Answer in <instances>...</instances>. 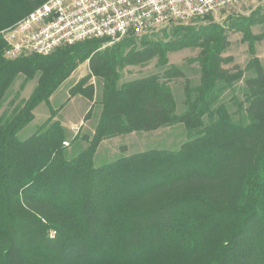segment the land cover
Segmentation results:
<instances>
[{
    "label": "trees",
    "instance_id": "16d2710c",
    "mask_svg": "<svg viewBox=\"0 0 264 264\" xmlns=\"http://www.w3.org/2000/svg\"><path fill=\"white\" fill-rule=\"evenodd\" d=\"M48 0H0V33ZM208 19V18H206ZM264 19L231 25L254 44L251 28ZM164 40L129 37L102 50L93 40L54 54L7 60L0 35V111L18 77L38 78L32 97L0 116V264H264V68L254 57L232 72L222 27H176ZM200 49V83L186 88L178 114L176 67L120 84L121 71L171 52ZM90 75L71 98L94 100L92 77L102 82V112L92 137L70 143L59 110L31 137L18 134L83 63ZM252 72L251 77L246 72ZM244 81L235 115L221 98ZM22 87V89H23ZM91 110L88 112L89 117ZM236 117V118H235ZM184 126L176 151L150 150L96 167L100 144L133 133ZM86 142L87 147L70 156ZM55 233V234H53Z\"/></svg>",
    "mask_w": 264,
    "mask_h": 264
},
{
    "label": "rangeland",
    "instance_id": "374dc122",
    "mask_svg": "<svg viewBox=\"0 0 264 264\" xmlns=\"http://www.w3.org/2000/svg\"><path fill=\"white\" fill-rule=\"evenodd\" d=\"M262 19H264V0H247L239 6L229 7L226 10L217 12L214 16L209 17L208 19H198L183 25H171L145 34H131L112 45H110V43L103 44L102 50L113 47L115 44L121 43L129 37H134L137 41L142 40L144 37H148L151 40H164L163 31L169 33L176 27H194L199 29L201 27L216 25L226 30L228 41L230 43L224 57H230L232 63L224 66L226 70L232 71L233 73L237 70L245 71L254 57L260 60L261 65L264 68V37L261 41L254 44V55H252L250 52V44L244 41L243 33H234L229 30L231 25L236 23H244L247 20L260 21ZM251 32L254 37L264 36V23L253 26ZM199 53L200 49L186 48L171 52L168 55V64L166 66H160L158 60L155 59L144 66L126 67L121 71L120 84L122 85L127 82H133L155 75L163 76L165 71L172 67H176L183 72L184 77L172 80L170 87L173 90L177 101V113L181 114L186 111V88L196 87L200 83V67L197 63ZM90 74L89 61L81 64L72 76L63 83L58 91L52 96L50 99V105L44 102L35 108L34 121L18 134L19 139L25 140L31 137L43 125H45L51 118V108L55 111L59 110L57 116L53 119V122L58 121L65 128L67 133L66 143L69 144L77 135H79V137H92L95 133L102 112L100 106L102 82L94 77H92L89 82L95 87L93 101L88 100L87 102L80 98L72 99L70 94V90ZM246 76L251 77L252 72L247 71ZM37 81L38 78L34 81L28 82L23 87L25 77H18L7 94L6 101L0 111V116L4 112L13 109L11 103L16 99L18 94L19 97L15 100V106L20 105L23 101L29 100L37 86ZM244 89V81H240L235 85L233 90H227L221 98V101L226 104L233 116L237 111L236 107L238 104L244 101ZM87 108L89 111L91 110L89 117L87 116L88 113L86 114ZM67 126H70V128ZM187 140V133L182 125L162 128L150 133H133L130 135L119 136L117 138L105 140L100 144L95 156V165L96 167H101L120 158L150 150L176 151ZM80 145L81 147L79 149H76L75 147L73 148L72 146L70 147L71 157L77 155L80 150L87 147L86 142H83Z\"/></svg>",
    "mask_w": 264,
    "mask_h": 264
},
{
    "label": "built area",
    "instance_id": "2783aa9c",
    "mask_svg": "<svg viewBox=\"0 0 264 264\" xmlns=\"http://www.w3.org/2000/svg\"><path fill=\"white\" fill-rule=\"evenodd\" d=\"M246 1L48 0L0 35L8 46L7 60L47 57L88 41L105 39L112 45L131 34L206 19Z\"/></svg>",
    "mask_w": 264,
    "mask_h": 264
},
{
    "label": "crops",
    "instance_id": "0c3cea01",
    "mask_svg": "<svg viewBox=\"0 0 264 264\" xmlns=\"http://www.w3.org/2000/svg\"><path fill=\"white\" fill-rule=\"evenodd\" d=\"M76 98H80V99L85 100V101L88 102V100H87L86 98L82 97V96H78V97H75V98H72V99H76ZM88 111H89V109L87 108V109H86V114L88 113ZM75 126H76V125H75ZM67 127L70 128V126H67ZM71 127H73V126H71Z\"/></svg>",
    "mask_w": 264,
    "mask_h": 264
}]
</instances>
